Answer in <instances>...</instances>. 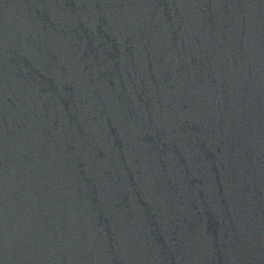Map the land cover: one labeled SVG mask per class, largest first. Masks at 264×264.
Wrapping results in <instances>:
<instances>
[{"label": "water", "instance_id": "water-1", "mask_svg": "<svg viewBox=\"0 0 264 264\" xmlns=\"http://www.w3.org/2000/svg\"><path fill=\"white\" fill-rule=\"evenodd\" d=\"M0 264H264V0H0Z\"/></svg>", "mask_w": 264, "mask_h": 264}]
</instances>
